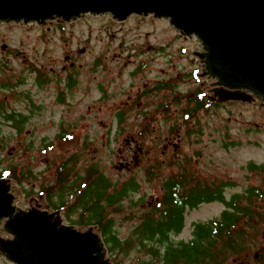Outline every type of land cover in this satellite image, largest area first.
<instances>
[{
	"label": "rangeland",
	"instance_id": "rangeland-1",
	"mask_svg": "<svg viewBox=\"0 0 264 264\" xmlns=\"http://www.w3.org/2000/svg\"><path fill=\"white\" fill-rule=\"evenodd\" d=\"M197 48L167 21L150 17L0 25V170H11L5 179L18 191L15 209H29L33 200L54 211L63 164L68 179L96 169L109 182L100 203L104 220H113L119 239L129 241L121 251H106V258L141 264L150 256L139 249L135 229L160 202L164 182L183 176L184 190L221 186L227 198L242 196L239 205L248 209L231 231L232 245L227 239L216 247L218 264H253L255 254L264 261V101L217 106L204 98L203 108L184 118L201 83L199 65L182 50ZM7 115H15V123L25 119L20 130ZM129 182L136 192L104 203ZM72 191L63 196L64 208L73 205L70 221L69 210L58 211L63 224L97 232L96 225L72 224L82 214ZM224 208L213 202L187 209L173 245L191 238L193 223L208 222ZM0 264L11 263L0 255Z\"/></svg>",
	"mask_w": 264,
	"mask_h": 264
},
{
	"label": "water",
	"instance_id": "water-1",
	"mask_svg": "<svg viewBox=\"0 0 264 264\" xmlns=\"http://www.w3.org/2000/svg\"><path fill=\"white\" fill-rule=\"evenodd\" d=\"M85 15L117 22L130 16L164 19L198 45L193 52L182 50L199 65L201 84L192 97L204 94L219 105L264 101V0H0L5 26L45 27ZM17 201L18 191L0 179V254L8 262L111 264L95 228L65 226L58 212L33 200L17 211Z\"/></svg>",
	"mask_w": 264,
	"mask_h": 264
},
{
	"label": "trees",
	"instance_id": "trees-1",
	"mask_svg": "<svg viewBox=\"0 0 264 264\" xmlns=\"http://www.w3.org/2000/svg\"><path fill=\"white\" fill-rule=\"evenodd\" d=\"M72 83L70 82L68 86H71ZM195 101L194 108L185 107L188 111H186V114L184 113V118H189L190 114L192 115L203 108L202 104L205 99L198 97ZM6 117L8 121H15V115H7ZM24 122L25 119L19 117V122H14L15 128L20 130ZM64 133L63 131L61 136ZM64 169L65 164L59 168L57 182L61 190L59 196L60 202L53 206L54 209L64 208L66 203L63 196L67 197L71 190H75V192L72 191V194L76 198L74 204L81 208L82 214H80L78 219L72 221V224L80 227L97 225L109 253L125 249L129 241L119 239L113 228V220H104V214L102 213L104 206L100 203L105 190L109 188V182L104 178L103 174L97 173L96 169H89L86 170L84 176L77 173L75 177L70 176L68 179L70 170L64 171ZM255 169L258 168L255 167ZM10 172V169H1L0 177H7ZM22 174L25 178L30 177L29 170H25ZM93 176H96V178H93ZM181 182L183 180L173 178L164 183L163 200L156 205L152 212L142 218L135 229V238L138 240L139 249H143L150 256L149 262L145 261L141 264H218V251L215 250L216 238L220 235L218 230L221 231L224 228H228L229 240L227 245H232L233 243V237L230 236V233L237 227L238 221L241 218L240 213L243 212L239 206V199L241 198L239 195L233 196L230 201L226 202V205L233 209V211L223 213L222 219L224 221H214L207 230L204 229V226L197 225L194 229L193 239L190 242L180 243L179 247H174L171 238L177 235L183 227L185 205L193 207V205L202 201H224L221 193L222 189L220 188L210 190L197 189L195 192L196 189L189 188L188 190H184ZM137 190L138 186L133 182H129L121 190L107 196L104 199V203L112 205L123 197H126L128 193L136 192ZM78 191L80 192L78 193ZM248 193L250 196L257 195L256 190H250ZM249 199L250 197H248ZM72 206L67 208L69 210L65 215L67 222L70 221V214L73 215L74 212ZM244 211L248 212V209L245 208ZM228 238L224 237V240L226 241Z\"/></svg>",
	"mask_w": 264,
	"mask_h": 264
},
{
	"label": "flooded vegetation",
	"instance_id": "flooded-vegetation-1",
	"mask_svg": "<svg viewBox=\"0 0 264 264\" xmlns=\"http://www.w3.org/2000/svg\"><path fill=\"white\" fill-rule=\"evenodd\" d=\"M181 184L183 185L184 184V182H181ZM197 187V186H196ZM216 187H219V186H216ZM221 187V186H220ZM208 188H211V187H208ZM213 188V187H212ZM194 189V188H193ZM205 189H207V187H205ZM197 190H195V192H196ZM212 202H219V201H202V202H200V203H198V204H195V205H193V207H189V205H185V207H184V212L187 210V209H191V210H195L197 207H199L200 205H203V204H209V203H212ZM223 213V212H222ZM220 214L218 217H216V218H213V219H211L210 221H208V222H205V223H193L192 224V233H191V235H193V233H194V229L196 228V225H202V226H204L205 228V230H207V228L210 226V222H212V221H214L215 219H217V220H223L224 221V219H222V215L223 214ZM218 232L220 233V235H218L219 237H218V241L219 242H221V236L222 235H227L228 234V232H229V230H228V228H224V229H222L221 231H219L218 230ZM218 246V245H217ZM254 258H255V262L253 263V264H264V261H261L262 259L259 257V255L258 254H255L254 255ZM238 264H241V263H238ZM242 264H244V263H242Z\"/></svg>",
	"mask_w": 264,
	"mask_h": 264
}]
</instances>
